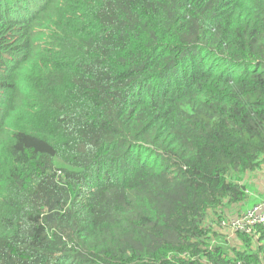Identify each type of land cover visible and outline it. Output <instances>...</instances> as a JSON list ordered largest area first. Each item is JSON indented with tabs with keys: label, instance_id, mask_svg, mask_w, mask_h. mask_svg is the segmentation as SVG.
I'll list each match as a JSON object with an SVG mask.
<instances>
[{
	"label": "trees",
	"instance_id": "obj_1",
	"mask_svg": "<svg viewBox=\"0 0 264 264\" xmlns=\"http://www.w3.org/2000/svg\"><path fill=\"white\" fill-rule=\"evenodd\" d=\"M262 173L264 0H0V264H264Z\"/></svg>",
	"mask_w": 264,
	"mask_h": 264
},
{
	"label": "built area",
	"instance_id": "obj_2",
	"mask_svg": "<svg viewBox=\"0 0 264 264\" xmlns=\"http://www.w3.org/2000/svg\"><path fill=\"white\" fill-rule=\"evenodd\" d=\"M255 223L264 225V198L249 208L241 218L231 220L229 225L234 229H241L244 232L250 233L251 226Z\"/></svg>",
	"mask_w": 264,
	"mask_h": 264
},
{
	"label": "rangeland",
	"instance_id": "obj_3",
	"mask_svg": "<svg viewBox=\"0 0 264 264\" xmlns=\"http://www.w3.org/2000/svg\"><path fill=\"white\" fill-rule=\"evenodd\" d=\"M247 183H248V187L254 189L253 191L250 192V198L252 203L250 204L249 208H251L262 200V199L259 200L260 198L264 197V193L263 194L260 193L261 189H264V186H262L264 184V175L260 174L257 176H252L250 182Z\"/></svg>",
	"mask_w": 264,
	"mask_h": 264
},
{
	"label": "crops",
	"instance_id": "obj_4",
	"mask_svg": "<svg viewBox=\"0 0 264 264\" xmlns=\"http://www.w3.org/2000/svg\"><path fill=\"white\" fill-rule=\"evenodd\" d=\"M262 174L264 175V173H262ZM257 175H258V174H255V176H257ZM250 180H251V177L248 178V181H247V182H250ZM262 186H264V184H263ZM248 190H249V194H250V192L253 191L254 189L251 188V187H248ZM260 193L263 194V193H264V189H261ZM251 194H252V193H251ZM263 198H264V197L260 198L259 200H261V199H263ZM250 200H251V198H250ZM259 200H258V201H259ZM250 204H251V203H250ZM249 206H250V205H249ZM249 206H248V207H249Z\"/></svg>",
	"mask_w": 264,
	"mask_h": 264
}]
</instances>
